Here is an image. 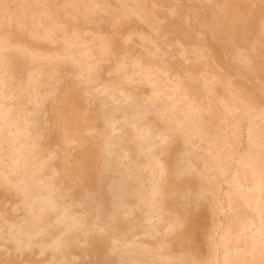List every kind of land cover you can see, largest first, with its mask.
Listing matches in <instances>:
<instances>
[{
  "label": "bare ground",
  "instance_id": "1",
  "mask_svg": "<svg viewBox=\"0 0 264 264\" xmlns=\"http://www.w3.org/2000/svg\"><path fill=\"white\" fill-rule=\"evenodd\" d=\"M0 264H264V0H0Z\"/></svg>",
  "mask_w": 264,
  "mask_h": 264
}]
</instances>
